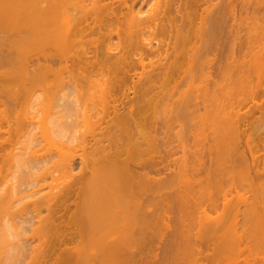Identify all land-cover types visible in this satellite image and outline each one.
Instances as JSON below:
<instances>
[{
    "label": "rangeland",
    "instance_id": "374dc122",
    "mask_svg": "<svg viewBox=\"0 0 264 264\" xmlns=\"http://www.w3.org/2000/svg\"><path fill=\"white\" fill-rule=\"evenodd\" d=\"M145 1L137 8L146 11L156 2ZM17 2L0 0V230L5 229L0 231V264H120L113 258L93 259L116 248L131 256L128 264H264V194L255 199V190L237 176V184L225 185L226 200L217 202L221 185L202 183L201 173L211 156L223 158L229 149L222 136L210 147L211 129L200 121L192 126L190 119L175 114L189 113L188 105L202 101L207 82L198 73L212 59L219 66L226 63L230 33L232 75L225 79V73H218L215 104L233 103L228 116L238 123L234 140L249 164L252 150L257 165L252 176L264 182V0L208 1L198 17L195 0H189L168 17L181 28L178 50L196 54L192 62L168 60L173 69L193 65L197 73L176 89L171 80L138 77L124 84L84 79L74 88L64 86L61 78L36 69L44 62L47 43L30 42L20 30L16 19L35 9L11 4ZM214 4L224 26L211 47L199 16ZM148 35L154 45L162 39L159 30ZM154 126L161 132V155L175 146L187 181L179 218L171 210L166 184L145 185L143 165L155 154ZM131 167L138 175L126 173ZM115 180L135 181L131 192L121 193L131 200L125 212H132L125 226L118 224L121 241H111L108 231L91 225L94 212L106 210L95 204L96 197H111ZM253 203L257 212L251 215ZM148 213L151 220L145 224ZM23 219L30 223L21 227Z\"/></svg>",
    "mask_w": 264,
    "mask_h": 264
},
{
    "label": "bare ground",
    "instance_id": "6f19581e",
    "mask_svg": "<svg viewBox=\"0 0 264 264\" xmlns=\"http://www.w3.org/2000/svg\"><path fill=\"white\" fill-rule=\"evenodd\" d=\"M27 1L18 0L17 3L11 4L23 6L25 9H32L34 6L35 11L31 15L28 14L29 16L27 15L26 18L19 16L16 20H18L20 30L27 32L26 36L30 42L39 40L41 43H47L45 44L46 48L43 50L45 51L43 55L44 62L38 63L36 69H44L48 77L51 74L54 78H61L64 86L74 88L77 82L84 79L124 84L138 77L139 80L145 79L154 82L171 80L175 83L176 89L184 84L189 77L195 78L194 76L197 74L194 72L193 65L181 70V68L173 69L171 67L173 63L169 65L168 62L171 58H174V62L186 60L187 58L190 62L195 60L196 54L189 55L178 50L181 28L173 23V19L168 18L172 13L179 12L184 5L189 3V0H156L152 7L146 11L143 8H137V5L145 3V0H131V5L127 4L129 0ZM49 1L52 4L46 7L45 3ZM87 1L93 4L91 8H89V4H86ZM208 1L212 2V0H195L196 17H198L197 12L203 3ZM212 6L211 9L204 10L205 14L201 15L200 13L199 16V18L201 17L200 30L207 33L204 35L206 39L211 40V47L217 44L218 32H221L220 27L224 26L219 11L216 10L217 7H215V4ZM189 27L193 28L192 25ZM156 30L160 31L162 39L157 40L158 43L154 45L148 33ZM175 33H178L177 37ZM114 37H117L121 42L118 44L112 43ZM202 37L201 35L200 38L203 40L204 37ZM85 39H87L86 42H82ZM231 42L229 33L226 35L227 51L226 56H224L226 63L223 62V65L219 66L212 59L207 68L201 69L198 73L201 81L207 82V86L201 95L202 101L188 105L187 109H191L189 113H175L178 117L184 116L187 120L190 119L188 121L192 122V126H196L197 121H200L201 124L211 129L210 147H213L219 137L222 136L223 143L225 142L229 149L230 154L223 155V158L211 156L201 173L202 183L205 181L207 183L213 182L216 186L221 185L220 192H217V202L221 198L226 200L228 192L224 191L225 185H229L230 182L236 183L237 176L255 190V199H260L261 194H264V182H259L252 176L251 168L256 171L257 167L252 150L250 149L249 152L252 163L249 164L250 159L246 151L234 140L233 132L238 123L228 116L233 103L229 105L223 103L224 105H221V107L215 104L216 99L219 100L218 73H225V79H229L232 75ZM87 43L88 47H85ZM83 44L84 46H81ZM170 48L173 53L172 51L169 52ZM181 63L183 64V62ZM149 67L152 68L151 71L147 70ZM139 69L142 71L139 72ZM156 70L159 72L152 73ZM30 79H32L31 75ZM262 86H264V53ZM11 97L15 99L16 93L11 94ZM256 97V94L252 97L253 102ZM31 110L32 108L27 111L31 113ZM195 111H203V113H193ZM219 111L222 113H218ZM223 116L226 117L221 119L220 117ZM191 119L195 121L193 122ZM160 133L158 128L154 126L151 140L153 146H155V154L150 156L143 165L144 170H147L144 178L145 185L150 189L151 183L152 185L166 184L171 210L179 218L180 213L183 211L180 198L184 193V184L187 181L182 176L178 159L175 158V146L165 148L164 154L161 155L162 151L159 150ZM126 173L130 177L138 175L137 170L132 167L126 170ZM150 173H154V177ZM162 174L164 176L161 177ZM238 180L240 181V179ZM134 182L130 181L125 184L120 180L109 182L112 188L111 197L104 199L96 197L95 199V204H101L106 210L97 214L94 212L91 217V225L97 224L101 232L108 231L106 236L111 241H121L122 237L117 231L118 224L121 223L125 226L130 220L128 218L132 212H125V204L131 203V200L128 199L129 196H123L121 193L123 191L131 192ZM238 185H240V182ZM225 206L227 207V205ZM250 207H252L251 215L257 212L255 203ZM150 220V214L148 213L145 216V224H148ZM26 223H30V220L23 219L20 223L22 224L21 227ZM134 223L138 225L139 221L135 220ZM15 225H18V223H15ZM0 231H5V229L1 228ZM97 258H99L98 260L113 258L116 260L115 262L120 264H128L131 260V256L119 248L94 254L93 259Z\"/></svg>",
    "mask_w": 264,
    "mask_h": 264
}]
</instances>
